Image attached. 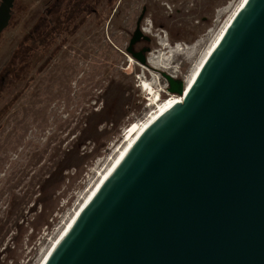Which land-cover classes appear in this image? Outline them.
Segmentation results:
<instances>
[{"label": "water", "instance_id": "obj_1", "mask_svg": "<svg viewBox=\"0 0 264 264\" xmlns=\"http://www.w3.org/2000/svg\"><path fill=\"white\" fill-rule=\"evenodd\" d=\"M14 0L0 6V35ZM140 16L127 53L148 65ZM140 135L43 264H264V0H248L188 91Z\"/></svg>", "mask_w": 264, "mask_h": 264}, {"label": "rangeland", "instance_id": "obj_2", "mask_svg": "<svg viewBox=\"0 0 264 264\" xmlns=\"http://www.w3.org/2000/svg\"><path fill=\"white\" fill-rule=\"evenodd\" d=\"M24 2L22 20H12L0 39V221L11 194H32L22 219L0 236V264H41L126 140L156 109L147 106L145 84L153 99L174 96L164 74L187 83L242 0H100L97 12L65 41L64 33L45 53L29 57L23 71L25 37L52 0ZM144 9L150 42L142 40L136 50L151 48L147 66L127 53ZM60 169L65 179L53 211L45 212L37 201L40 187Z\"/></svg>", "mask_w": 264, "mask_h": 264}, {"label": "trees", "instance_id": "obj_3", "mask_svg": "<svg viewBox=\"0 0 264 264\" xmlns=\"http://www.w3.org/2000/svg\"><path fill=\"white\" fill-rule=\"evenodd\" d=\"M25 0H16L13 9V20L17 19L20 22L21 16L27 11L28 3ZM100 0H52L50 5L44 8L41 13L39 24L32 33L27 34L22 46V54L24 55L19 69L25 71L29 67V57L40 53H45V50L50 49L61 36L67 32L72 35L78 29L86 18L97 12L95 7L99 4ZM114 2V0H109ZM46 6V2H42ZM78 18L80 19L77 22ZM16 71L15 67L10 69L12 77ZM67 159H64V162ZM64 169L57 170L51 173L44 184L40 187V197L38 203H44V211H53L54 200L53 197L56 191L60 188L64 178ZM40 180L32 185L34 189L39 186ZM32 193L22 195L21 192L11 194L9 207L7 209L6 217L0 221V236L4 235L8 226L12 223L19 222L22 219L24 206L29 202V195ZM48 198L46 199V197ZM17 226V225H15ZM20 228V227H19ZM4 240V238H3Z\"/></svg>", "mask_w": 264, "mask_h": 264}, {"label": "bare ground", "instance_id": "obj_4", "mask_svg": "<svg viewBox=\"0 0 264 264\" xmlns=\"http://www.w3.org/2000/svg\"><path fill=\"white\" fill-rule=\"evenodd\" d=\"M247 1L248 0H242V2L237 7L235 12L232 14L230 19L227 21L226 25L223 27V29L220 31V33L217 35V37L214 39V41L212 42L210 48L208 49V51L205 53L204 57L202 58V60L198 64V67L194 71L193 75L187 80V83L185 84V90L186 91H188L190 89V87L192 86L194 81L197 79V77H198L200 71L202 70L203 66L205 65L206 61L208 60V58L210 57L212 52L215 50V48L217 47V45L219 44V42L221 41V39L225 35V33H226L227 29L229 28L230 24L232 23V21L234 20V18L238 14V12L241 10V8L245 5V3ZM145 85H146V87H149L147 90L150 93V95H152L153 94V90L150 87V84H145ZM160 97H161V95H158L157 97L156 96L154 97L153 101H155L154 104H156V109L147 117V119L145 121H143L138 126V128L132 134V136H130L126 140L125 146L120 150V152L118 153L117 157L115 158V160L113 161L111 166L104 173H102L98 183L93 187L92 191L90 192L88 197L85 199L84 203L87 201V199L90 197V195L96 189V187L101 183V181L105 178V176L109 173V171L127 154V152L131 149V147L134 145V143L137 141V139L140 137V135L149 127V125L152 124L157 118H159L169 108H171L172 106H174L177 103L182 102V97H178V96H172L171 97L169 95V98L164 100V101H162V102L160 101ZM84 203L81 205V207L84 205ZM81 207L75 212L74 216L66 224L65 228L63 229V231L59 235L58 239L53 243L52 247L49 249L48 253L45 255V257L42 260L41 264H43L44 261L47 259V257L50 255V253L52 252V250L54 249V247L56 246V244L58 243V241L60 240V238L62 237V235L64 234V232L66 231V229L68 228V226L70 225V223L72 222L74 217L76 216V214L78 213V211L81 209Z\"/></svg>", "mask_w": 264, "mask_h": 264}, {"label": "flooded vegetation", "instance_id": "obj_5", "mask_svg": "<svg viewBox=\"0 0 264 264\" xmlns=\"http://www.w3.org/2000/svg\"><path fill=\"white\" fill-rule=\"evenodd\" d=\"M16 2V0H14V4H13V8H12V10H11V19H10V23H9V25H8V27L1 33V35H0V39L2 38V36L10 29V24H11V22H12V20H13V9H14V6H15V3ZM2 3H3V0H0V6L2 5ZM67 34L69 35V33H67V32H65V38L63 39L64 41L66 40V37H67ZM144 41V40H143ZM145 42H147V41H145ZM150 41H148L147 43H149ZM141 43V41L139 42V43H137L134 47H133V52L134 53H139V52H142L143 50H146V49H151L150 47H143V48H141V49H139V50H136V46L138 45V44H140ZM149 55V54H148ZM149 64V63H148Z\"/></svg>", "mask_w": 264, "mask_h": 264}, {"label": "built area", "instance_id": "obj_6", "mask_svg": "<svg viewBox=\"0 0 264 264\" xmlns=\"http://www.w3.org/2000/svg\"><path fill=\"white\" fill-rule=\"evenodd\" d=\"M177 48H180V50H184L183 47H178V46H177ZM177 48H176V49H177ZM168 88H169V87H168ZM168 88H166V90H168ZM162 93H163V92H162ZM165 93H167V92H165V90H164V94H165ZM168 93H169V92H168ZM148 96H149V97H148V99H147V102H148V103H147V106H148V107H151V106L155 107L156 104H154L153 97H152L150 94H148ZM150 96H151V97H150ZM160 100H161V97H160ZM153 107H152V109H154ZM152 109H151V110H152Z\"/></svg>", "mask_w": 264, "mask_h": 264}]
</instances>
